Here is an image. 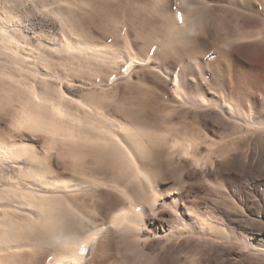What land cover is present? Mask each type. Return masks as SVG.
Instances as JSON below:
<instances>
[{
	"label": "rangeland",
	"instance_id": "obj_1",
	"mask_svg": "<svg viewBox=\"0 0 264 264\" xmlns=\"http://www.w3.org/2000/svg\"><path fill=\"white\" fill-rule=\"evenodd\" d=\"M11 4H14L12 9ZM182 5L178 17L175 18L177 14L172 16L174 31L170 33L168 21L162 18L163 0H0V24L9 9L21 20L51 18L53 12L62 11L69 14L66 19L74 26L76 24L73 26L75 29L80 28L82 38L89 39L94 47L104 53L102 58L89 63L85 59L80 60L77 55L73 57L61 52L59 47L64 39L63 31H66L58 22L59 28H39L43 30L42 42L46 46L37 44L36 39H33L30 46L21 48L24 58L34 63L32 66L42 70L44 64L48 70L62 72L66 78L74 80L68 83L70 87L67 85L64 89L63 86L72 100L66 103L67 109L75 114L79 112L87 115L84 112L87 109L82 111L79 108L83 102L88 100L91 104H109L113 117L130 126H139L142 130L139 129L140 133L138 131L135 134V140H140L142 149L137 156L150 172L149 182L144 184L145 199L136 191L132 193L135 204H130L106 186L98 187L95 188L92 200L90 197L91 201H88V208L64 213L62 225L53 233L41 236L35 230L20 229L17 234L11 232L19 235L25 247L15 252L12 259L6 261L7 264H47L62 256L69 259L74 249H82L91 237L95 239L91 253L71 264H203V248H208L211 242L225 240L227 234L216 227V230L210 231L214 233L208 236L188 234L185 239L182 238V247L170 252L163 248V243L148 239L143 229L145 232L151 231L161 220H166L167 214L174 212L182 199H199L210 205L220 203L230 209L245 210L240 201L222 199L208 181L193 174L190 163L174 153L175 148L171 143L173 138H181L183 132L187 131L189 135H206L214 142L213 145L221 146L224 156L237 147L236 139L241 137L239 130L217 127L216 122L221 114L213 102L227 97L248 109L250 104L254 105L253 99L256 96L264 97V42L245 37L248 31L257 30L260 23L264 24V0H182ZM232 28L236 35H233ZM37 49L38 52L41 50L43 56L45 53L46 59L38 57ZM133 58L141 63L133 65ZM119 64L121 71L127 67L132 69L133 78L130 82L111 88L99 84H79L82 80H109L118 73ZM165 70H182L189 91L205 98L209 103L207 107L196 109L175 104ZM15 74L24 76L27 72L15 71ZM51 78L49 82L53 83ZM76 102H81L80 106ZM110 103L131 111V118L121 112L119 115L114 111V104ZM258 106L254 105L264 111L263 107ZM8 107L5 101L0 107V132H3V136L9 135L10 141L22 144L26 141L25 145L40 154L47 146L46 135L38 130L16 127ZM250 112L254 115L255 109ZM163 134L168 141L162 140ZM249 142L253 147L258 144L254 139ZM246 145L239 148L244 149ZM53 150H50V154L53 168L58 174L62 175L63 172L65 178L79 176L84 179L83 174H78L75 160ZM203 152L206 150L203 149ZM223 162L227 164L228 158L224 157ZM7 180L8 177L2 182ZM152 191L159 194L156 202L151 199ZM121 208L129 213L128 225L124 223L120 226L118 222L116 225L114 221V216ZM209 211V208L205 209V214ZM245 215L264 222L263 213Z\"/></svg>",
	"mask_w": 264,
	"mask_h": 264
},
{
	"label": "bare ground",
	"instance_id": "obj_2",
	"mask_svg": "<svg viewBox=\"0 0 264 264\" xmlns=\"http://www.w3.org/2000/svg\"><path fill=\"white\" fill-rule=\"evenodd\" d=\"M11 5L10 9L14 8V4ZM181 5L182 0H163L162 18L168 21L170 33L174 31L171 25L172 16L179 13ZM10 9L3 18V23L0 24V107L4 101L9 105V115L16 127L43 132L47 137L45 142L47 146L43 148L42 154L40 152L38 154L35 149L25 145L26 141L24 144L10 141L9 135L3 136V132H0L2 135L0 182L8 177L7 182L0 183V211H3L0 213V264H7L6 261L11 260L15 252L25 247L20 242L19 235H13L11 232L16 233L20 229L35 230L41 236L53 233L62 225L64 213L73 209L84 211L88 208V201L90 197L92 200L95 188L98 187L106 186L124 197L130 204H135L132 193L136 191L142 199H145L144 184L150 179V172L145 168L144 163L139 162L137 156L142 149L140 140L137 141L138 138L135 140L139 126L136 127L134 124L130 126L131 124H125L122 120L113 117L109 104H91L87 100L80 106L79 103L82 101L78 104L76 102L79 108L83 109L82 111L87 109L84 111L87 115L79 112L75 114L67 109L66 103L71 97L63 90V86L66 89L65 86H69L74 80L66 78V74L62 72L54 73V69L48 70V66L44 64L42 70L32 66L34 63L24 58L21 48L30 46L33 39H36L37 44L46 46L42 42L43 30L39 28L46 27L50 30L59 28L58 22L66 31V33L63 31L64 39L59 47L61 52L73 57L77 55L80 60L85 59L89 63L102 58L104 53L94 47L89 39L82 38L80 28L75 29L76 24L74 26L66 19L69 14L58 11L53 12L54 16L51 18L35 17L21 20L15 17V13ZM177 17L178 14L175 18ZM236 34L233 29V35ZM245 37L263 43L264 24L260 23L257 30L248 31ZM46 48L48 49L49 46ZM36 51L40 59L43 57L46 59L45 53L43 56L41 50V53L38 49ZM132 61L133 65L141 63L134 58ZM117 68L118 73L109 80L99 79L98 82L78 80V82L89 86L99 84L111 88L132 80L133 72L130 67H125L126 69L121 71L119 64ZM15 71H23L27 74L17 76ZM164 73L175 104L196 109L207 107L209 103L205 98L189 91L182 70L177 72L165 70ZM50 78L53 83L49 82ZM258 96L253 97L254 105L264 108V97ZM213 104L221 114L216 122L217 127L238 129L241 134L239 138L241 140L236 139L237 147L233 151L224 156L221 146L213 145L214 142L206 135H189L187 131L183 132L181 138H173L171 145L173 149L175 148L174 153L190 163L192 173L208 181L218 196L222 199L233 198L240 201L245 210L230 209L220 203L210 205L209 202H202L199 199L189 201L182 199L174 212L167 214V221L161 220L152 230L150 229L151 231L145 232L143 229L144 235L148 239H155L157 243H163L166 251L175 252L181 246L182 238L188 234L208 236L212 233L210 231L218 227L227 234L225 240L211 242L208 248H203V264L216 262L264 264V222L245 215L264 214V111L251 104L246 109L242 104L233 102L227 97L218 99ZM114 106V111L118 114L121 112L124 116H131L132 112L123 106L116 104ZM251 109H255L254 115L250 112ZM163 139L168 141L164 134ZM253 139L258 143L255 147L249 144V140ZM245 144H247L246 148H239ZM53 149L58 154H67L75 160L78 174H83L84 179L79 176L65 178L62 176L63 172L62 175L58 174L53 168L54 163L50 154V150ZM203 149L206 152H203ZM224 157L228 158L227 164L223 162ZM151 195L153 202L159 199V194L156 192L152 191ZM15 202L20 204L15 205ZM208 208L210 213L205 214V209ZM128 214L126 209L121 208L114 216L115 220H112L116 225L118 222V225L123 226L122 224L129 221ZM94 244L95 239L91 237L82 249H74L69 259L62 256L47 264H71L75 260H82L91 253Z\"/></svg>",
	"mask_w": 264,
	"mask_h": 264
}]
</instances>
